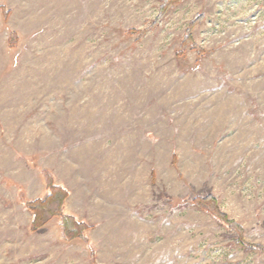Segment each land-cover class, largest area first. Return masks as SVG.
Returning <instances> with one entry per match:
<instances>
[{
    "label": "rangeland",
    "instance_id": "1",
    "mask_svg": "<svg viewBox=\"0 0 264 264\" xmlns=\"http://www.w3.org/2000/svg\"><path fill=\"white\" fill-rule=\"evenodd\" d=\"M165 2L0 0V264H264L191 202L264 246V0Z\"/></svg>",
    "mask_w": 264,
    "mask_h": 264
},
{
    "label": "trees",
    "instance_id": "2",
    "mask_svg": "<svg viewBox=\"0 0 264 264\" xmlns=\"http://www.w3.org/2000/svg\"><path fill=\"white\" fill-rule=\"evenodd\" d=\"M165 4L161 6V13H163L167 6L170 4L171 0H166ZM0 9L2 10L4 18H7L9 9H5L4 5L0 4ZM130 30L128 33H133ZM136 32V31H135ZM18 35L15 31H11L8 38V45L14 46ZM190 44L193 49L200 55L203 50L198 45H195L189 37L185 39L183 45ZM44 175V181H46V186L49 191L47 195L43 198H35L33 200H27L25 202L26 207L32 213V220L30 223V228L34 231L43 228L48 221L52 218H58V225L60 228L61 238L65 241H71L74 239L87 240L86 230H88L91 225L86 221L79 220L73 214L65 212L63 210L64 201L68 196V190L59 184H54L48 171H42ZM191 202L197 207L209 213L218 222L226 226V228L235 237V242L242 245L246 250H257L264 251V246L258 243H249L244 240L242 235V225L221 211L217 205V201L208 189L205 190L203 194L197 193L191 198Z\"/></svg>",
    "mask_w": 264,
    "mask_h": 264
}]
</instances>
